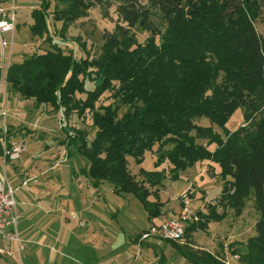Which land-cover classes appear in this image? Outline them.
<instances>
[{
	"label": "trees",
	"instance_id": "trees-1",
	"mask_svg": "<svg viewBox=\"0 0 264 264\" xmlns=\"http://www.w3.org/2000/svg\"><path fill=\"white\" fill-rule=\"evenodd\" d=\"M101 1L56 0L54 20L69 25ZM262 3L124 0L117 8L115 32L106 36L101 60L77 58L55 43L51 51L12 61L7 80L21 97L63 109L67 117L84 118L90 113L94 137L90 139L85 128L71 135L78 152L88 159L84 172L97 188L109 182L116 194L138 197L150 218L165 213L164 203L150 199L158 196L161 173L166 170H142L137 177L129 168L130 157L140 163L156 145L162 151L172 144L159 152L156 163H168L174 179L198 162L218 163L219 172L209 171L213 177L222 176L224 187L214 202H205L206 210L194 212L197 219L187 223L185 236L208 230L231 211L240 217L247 199L253 198L260 218L240 259L242 264H264V36L254 24ZM50 6L51 0H42L33 13L35 37L46 34L52 39L47 21ZM134 28L149 33L145 42ZM96 66L99 72L91 78L89 67ZM89 82L93 88H88ZM107 91L112 92L113 102L97 107ZM239 108L243 123L235 131L225 129V137L197 122L205 116L225 127ZM200 138L207 144L198 143ZM212 144L214 150L209 148ZM174 244L192 264H228L220 252ZM234 253L233 257L237 250Z\"/></svg>",
	"mask_w": 264,
	"mask_h": 264
},
{
	"label": "rangeland",
	"instance_id": "rangeland-1",
	"mask_svg": "<svg viewBox=\"0 0 264 264\" xmlns=\"http://www.w3.org/2000/svg\"><path fill=\"white\" fill-rule=\"evenodd\" d=\"M147 1L143 0L145 3ZM13 2L17 27L11 63L27 56L30 57L37 52L51 51L55 43H58L66 52H73L77 58L86 57L92 62L99 58L101 60L104 56L106 36L115 32L119 21L117 8L124 3V0H102L69 25H63V22L54 20L52 11L56 0H51L47 15L51 40L46 34L43 37H35L31 30L34 24L33 13L41 8L42 0H13ZM158 22L162 23V20ZM254 24L264 36V3H262ZM133 30L141 42H145L149 36V33L144 30L138 28ZM89 69L88 76L91 78L99 72L97 66L89 67ZM87 86L93 88L90 82ZM77 97L85 98L86 95L77 94ZM113 100L112 92L107 91L101 96L96 106L108 105ZM7 105L9 124L12 122L15 129L21 126V128H28L34 132L29 137H25L28 133L24 132V137L20 138L25 139L26 147L20 160L14 162V164H20L18 170L14 171L16 177H12L9 172L12 165L8 164L7 175L16 191L17 203L19 192L22 190L14 187L12 183L18 179L20 174L22 176L37 174L36 178H42L38 180H42L43 189L47 191L45 198L41 200L35 196L34 192L28 195L30 204L40 207L37 204L40 201L46 205L43 212L33 208L32 218L35 226L42 230L52 229L62 239L75 236L78 240H82L86 233L94 238L105 235L107 240L112 239L120 243L122 259L126 260L124 253L130 247V242L133 244L132 240H136L137 236L150 229L153 224L143 202L138 197L133 194H122L121 196L115 194L109 182H104L97 188L84 172L88 166V159L78 152L76 142L72 140L71 135L85 128L90 131V139L94 137L96 130L91 114L87 113L84 118L77 114L67 117L63 109H54L49 104H37L34 99L23 98L10 86L8 87ZM243 120L244 112L242 108H239L230 117L225 127H220L205 116L198 118L197 122L199 125L212 127L215 132L225 137V129L235 131ZM207 142L206 139H198V143L207 144ZM172 147V144H167L161 151L156 145L153 150L146 151L140 163L134 157H130L128 165L132 174L140 177L142 170L148 172L166 170L161 173L163 179L158 185L160 188L158 196H151L150 200L159 199L164 203L170 215L180 212L182 206L187 204L186 202H188V209L193 212L206 210L204 199L214 202L224 187L222 176L215 173L216 176L213 177L209 171L212 168L219 172V164L213 161L198 162L180 171L179 177L174 179V172L170 170L168 163L160 165L156 163L159 152ZM215 147L216 144L209 146L211 150ZM29 175L24 177L29 179L28 184L30 185L35 178ZM49 200L52 204L48 203ZM17 209L20 213L18 205ZM223 210L224 207L220 206L219 211L223 212ZM259 218L260 213L254 206V199H247L240 217H235L231 211L222 221L213 222L210 229L206 231L199 230L192 236H185L181 241L160 240L154 243L152 238L145 240V243L151 246L141 247L138 251L131 249L133 254L131 253L132 257L128 264H191L174 242L183 243L182 245L185 244V247L194 251L198 248L214 250L215 253L224 254L230 264H242L241 252L248 251L247 240L255 234V225ZM234 250H237V257H233Z\"/></svg>",
	"mask_w": 264,
	"mask_h": 264
},
{
	"label": "crops",
	"instance_id": "crops-1",
	"mask_svg": "<svg viewBox=\"0 0 264 264\" xmlns=\"http://www.w3.org/2000/svg\"><path fill=\"white\" fill-rule=\"evenodd\" d=\"M15 102L16 100L13 102L14 105ZM10 126L13 128L14 140H19L21 137H24V132L28 133L25 137L34 134L33 131L28 128H21V126L19 129H15L12 122H10ZM13 164L14 162L11 163L12 167L9 169V172L12 174V177H16L14 171L16 172L18 170L20 164ZM0 171H4L1 164ZM27 175L29 174H24L23 176L20 174L19 177H17L19 180L17 179L12 183L14 187L22 190L19 192L18 199V207L20 211V224L18 218V233L23 249L19 252L15 241L0 237V247H4L12 252V254L0 253V264H128L130 257H132L133 254L131 249L138 251L141 247L151 246L147 244V242L145 243V241H139V237L137 236L136 240H132L134 241L133 244L130 242V247L125 250L126 253H124V255L127 259L123 260L120 243L112 239L107 240L105 235L94 238L86 233L82 240H78L75 236L62 239L59 234L52 229H39L35 226L34 219L32 218V215L34 214L33 208H37L40 212H43L46 209V205L42 204L40 201L37 203L40 207L35 204H30L28 202V195L34 192L35 196L41 200L42 198H45L47 190L43 189L44 186L41 184L42 180H38L42 178H36L38 177L37 174L34 176L29 175L35 178V180L32 181L30 185L28 182L24 185L23 182L29 180L24 177ZM20 180L23 181L20 182ZM29 187H31V189ZM111 188L114 192L112 185ZM37 192L38 195H36ZM206 201L205 198L204 202ZM48 203L52 204V201L49 200ZM165 210L166 211L163 215L156 218H150L152 224H159L164 219L177 216L179 213L175 212V214L173 213L174 215H170L166 207ZM158 241L160 240H153L154 243H158ZM153 242H151V244L154 245ZM212 252H214V250Z\"/></svg>",
	"mask_w": 264,
	"mask_h": 264
},
{
	"label": "built area",
	"instance_id": "built-area-1",
	"mask_svg": "<svg viewBox=\"0 0 264 264\" xmlns=\"http://www.w3.org/2000/svg\"><path fill=\"white\" fill-rule=\"evenodd\" d=\"M16 27V10L13 0H0V164L4 169L3 172L0 171V237L15 241L18 251L21 252L23 246L18 233L19 213L16 191L7 175L8 164L20 160L26 147L25 139L14 140L13 135L10 134L8 122L9 83L7 76L11 65ZM27 182L28 180H25L23 184ZM186 203L177 216L166 218L142 232L139 241L150 238L153 240H183L187 223L192 219H197L195 213L188 209V202ZM0 253L12 254L4 247H0ZM228 264H230L229 261Z\"/></svg>",
	"mask_w": 264,
	"mask_h": 264
}]
</instances>
